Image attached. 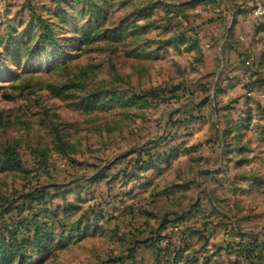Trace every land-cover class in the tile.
<instances>
[{
	"label": "rangeland",
	"instance_id": "374dc122",
	"mask_svg": "<svg viewBox=\"0 0 264 264\" xmlns=\"http://www.w3.org/2000/svg\"><path fill=\"white\" fill-rule=\"evenodd\" d=\"M259 7L0 0V264H264Z\"/></svg>",
	"mask_w": 264,
	"mask_h": 264
},
{
	"label": "built area",
	"instance_id": "2783aa9c",
	"mask_svg": "<svg viewBox=\"0 0 264 264\" xmlns=\"http://www.w3.org/2000/svg\"><path fill=\"white\" fill-rule=\"evenodd\" d=\"M262 16H264V8L259 7V8L255 11V13H254V17H256V18H260V17H262Z\"/></svg>",
	"mask_w": 264,
	"mask_h": 264
},
{
	"label": "trees",
	"instance_id": "16d2710c",
	"mask_svg": "<svg viewBox=\"0 0 264 264\" xmlns=\"http://www.w3.org/2000/svg\"><path fill=\"white\" fill-rule=\"evenodd\" d=\"M38 245V244H37ZM22 258H23V256H22Z\"/></svg>",
	"mask_w": 264,
	"mask_h": 264
}]
</instances>
